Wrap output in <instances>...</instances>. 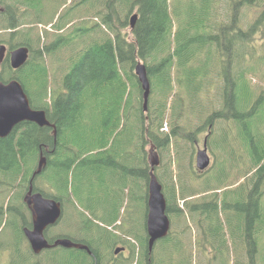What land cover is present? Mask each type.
<instances>
[{
    "label": "trees",
    "instance_id": "trees-1",
    "mask_svg": "<svg viewBox=\"0 0 264 264\" xmlns=\"http://www.w3.org/2000/svg\"><path fill=\"white\" fill-rule=\"evenodd\" d=\"M68 1L0 0L4 8L0 11V31H9L8 36L0 38V44L8 46V54L0 63V80L19 79L32 107L46 110L57 133L55 136L54 127L28 121L17 125L10 135L0 137V251L10 252L8 264H62L67 256L63 250L70 249L58 246L36 255L26 243L24 227H32V218L24 195L41 151L47 156V165L36 176L34 189L61 201L64 209L74 205L73 213L82 223L80 236L46 232L48 239L53 242L56 237H68L87 244L99 263L113 259L101 248L111 251L120 243L133 249L138 243L145 251L142 256L152 259L145 264H157L148 248L146 223L144 231L135 223L125 230V224L117 225L123 200L120 197L112 202L116 195L113 183L124 179L125 184L133 185V196L146 201L147 220L152 168L149 153L143 149L146 145L154 144L164 155L174 150V158L163 163L164 168L161 162L154 170L163 184L172 221H182L186 215L177 202L183 198L196 225L201 227L205 222L200 228L203 235L210 236L207 218L212 211L219 212V202L223 209L236 207L225 203L222 196L243 183L226 182L216 190L200 191L194 185L188 187L186 178L174 167L178 163L180 171L184 170L187 156H192L193 146L198 143V133L206 126L225 129L215 139L213 129L209 130L208 146L230 152L225 163L237 171L244 169L237 177L249 178L246 182L253 184L248 192L249 204L255 200L260 203L264 184V86L255 93L253 77H261L264 63V54H259L254 42L259 32L264 36V0H226L230 14L223 22L216 11L217 0ZM89 7H97L93 23L84 19L68 28L75 12H87ZM252 7L258 8L259 14L248 28H242L244 12ZM134 9L138 14L136 25L127 32ZM23 24L28 25L25 35L18 38L23 30L16 29ZM42 24H51V28H41ZM97 26L109 32L104 39L96 36ZM20 45L28 46L30 55L25 65L14 69L10 51ZM261 46L264 48V37ZM61 54L66 58H60ZM49 57L62 74V81L53 87ZM139 60L146 64L152 85L147 111L135 74ZM220 79L221 105L216 108L211 95ZM204 115L206 120L193 129L192 117L201 119ZM165 122L169 131L163 130ZM127 148L137 152H128ZM220 170L218 181L222 184L229 171L223 166ZM41 179H45L46 187L40 185ZM207 195L212 196L210 200ZM200 198L204 202L200 203ZM75 200L87 202L91 216L79 209ZM96 205L101 208L100 214ZM256 217L248 214L245 230L239 233L237 247L249 255V261L243 264H259L253 229ZM112 225L121 228L124 237L114 233L109 228ZM95 226L103 229L100 237L110 242L100 252L96 248L100 247V239L88 238V232L96 231ZM237 231L241 232L240 226ZM79 257L90 264L88 254ZM118 262L127 261L122 257Z\"/></svg>",
    "mask_w": 264,
    "mask_h": 264
},
{
    "label": "rangeland",
    "instance_id": "rangeland-1",
    "mask_svg": "<svg viewBox=\"0 0 264 264\" xmlns=\"http://www.w3.org/2000/svg\"><path fill=\"white\" fill-rule=\"evenodd\" d=\"M80 0H69L68 4L70 3H77ZM200 5V3H199ZM66 5H63L62 8H65ZM87 12H75V18L73 22H71L68 25V28L72 26L73 23H78L81 20L89 19L90 23H93L94 15L96 13L97 7H89L86 9ZM217 13L220 16V21H227L229 18V6L226 0H217ZM137 12V9H134L130 15H129V22L131 20V17L134 15V13ZM245 16L243 17L240 25L242 28H248L252 22L255 21L258 13V8H246ZM97 19V17L95 18ZM28 25L23 24L16 30H23L22 33L18 35V38H22L25 35V29ZM41 28H51V24H42L40 25ZM97 32L96 36L98 38H105L109 32L103 27L100 28L97 26ZM131 25L127 27V32H130ZM8 32L0 31V38L1 36H8ZM263 35L261 32H259L256 36V39L254 40L255 43H257V49L259 54H264V48L261 46V42L263 40ZM67 55L61 54L59 57L62 59H65ZM58 56L55 57L57 59ZM49 65L52 67L51 69V86L58 85L62 81V74L58 73L57 71V64L54 62L53 57H49ZM255 63V62H254ZM254 63H252L254 65ZM257 64L255 63V66ZM261 77H253V89L255 93H259L262 89V86H264V63L261 64ZM64 71V69H63ZM259 75V74H258ZM260 76V75H259ZM223 83L222 79L218 81L216 80V90L212 93L211 98L213 96L212 105L213 107H220L221 105V96H220V88L221 84ZM152 93V91H151ZM151 97V95H150ZM150 97H149V103L150 104ZM210 98V99H211ZM206 120V115L204 117L196 118L195 116L192 117V123H193V129H196L200 124H202ZM213 129V138L219 137V134H223L225 132V129H218L216 126H206L203 131L198 133V143H196L193 146V154L190 157L187 156L186 163L184 164V170L180 171V167L178 163L174 165L176 168V172L179 174L182 173L183 177L186 178L188 187L190 185H194L198 190L204 191L206 189H217L218 187H223V185L226 182L229 183H239L242 184L239 188L229 191V193H226L222 196L223 200H226L225 203H230L232 205H235L236 207H232L231 209L224 208L221 204V201L219 202V212L218 209L212 211V214L210 217L207 218L209 220V227L211 234L210 236L203 235V231L200 230V228L205 224L201 225L199 227L196 225V220L190 215L189 208L186 206V201L182 203L181 200L183 198H179L177 202L179 203L180 207L184 209V213L186 212V215L184 216L183 220H175L172 221L171 224V234H169L166 238H163L159 240L155 248L152 252L151 257L153 258L154 262L157 264H243L246 261H249V255L247 254V251L243 249L242 251H239L237 244L239 245L240 240V234H242L245 230V224H246V216L248 214H251L252 216H257L255 219V225L254 228L256 231V240L258 243V254L257 259L259 264H264V184L261 185L263 194L260 197V203H257L256 200L253 204H249V190L252 188L253 184L252 182H246L249 180V178H243L237 177V173H243L244 169H239L238 171L233 169L230 165L225 163V159L229 157L230 152L220 149H215L211 146L209 152L211 153V157L213 158V162L211 167L207 170V172L204 175L199 176V172L196 171V154L199 147L203 148L204 139L206 135L209 133V130ZM163 130L169 131L168 122H165ZM237 134V132H236ZM214 138V139H215ZM231 138V136H229ZM198 144V145H197ZM152 144L146 145L143 149L146 152V154L149 153V150L151 148ZM154 145V144H153ZM128 152H137V150H131L130 148L126 149ZM160 158L163 166V163L166 164L167 161H169L170 157L175 156L174 150H172L171 153L167 154H161L160 151L155 149ZM243 153H240L239 155H242ZM228 156V157H227ZM182 163V162H181ZM183 164V163H182ZM223 166L226 167V170L229 171V175L224 178V182L222 184L218 181V174L220 173V168ZM164 168V166H163ZM163 169H161L160 172H162ZM184 173L186 177L184 176ZM178 178V176H177ZM124 179H121L120 181H117L113 183L112 188L115 190L116 195L113 198L112 202L117 199L122 198L123 202L120 206V215H121V221L117 223V225H124V229L128 230L130 228H133L132 226H135L133 223H135L140 230L144 231L145 223H146V201L144 199H140V197H134V190L133 185L131 184H125ZM40 185L43 187H46L45 179H41L39 181ZM247 184H250V186H247ZM252 185V186H251ZM141 192V191H140ZM220 192V191H218ZM24 194V193H23ZM222 194V193H221ZM103 196V195H100ZM144 196V195H143ZM209 198L207 200H210L212 196L207 195ZM191 198V197H190ZM256 198V196H254ZM192 199V198H191ZM105 201V200H104ZM101 201V202H104ZM77 203L79 209L84 211L85 214L90 213L89 204L85 201H82L80 203L78 200H75ZM200 203L204 202L202 198H200ZM241 204V208L237 207V204ZM260 205V207H259ZM69 206V207H68ZM98 208V214L99 210H101L99 205H96ZM68 208L64 209L63 205V214L61 219L54 225L50 226L47 230V233H50L52 235L63 233H76L79 236L81 233H79L80 229L79 226L82 225L80 223L79 218L76 217L73 213V210L76 211V207L73 205H67ZM226 211V212H225ZM78 213V212H77ZM219 213L221 214V217L219 216ZM258 214H261V217H259ZM220 217V219H219ZM101 226L103 225L102 221H98ZM237 226L241 227V232L237 231ZM184 227L186 228V231L184 230ZM111 230L117 232L118 235H121L124 237V234L122 233L123 230L121 228H116L115 226H109ZM79 229V230H78ZM96 231L88 232V238L93 239H100L99 241L105 242V245L109 242L105 239L104 236L100 237L101 233L103 232V229L99 228L98 226H95L94 228ZM135 230V229H134ZM138 230V228H137ZM78 231V232H77ZM183 231V232H182ZM207 231V232H208ZM237 231V233H236ZM240 233V234H239ZM173 236V237H172ZM135 239V238H134ZM133 240V239H132ZM98 241V242H99ZM97 242V243H98ZM110 244V242L108 243ZM245 244V243H244ZM123 244H117L111 249H115L117 246H122ZM60 249V248H58ZM103 252L107 251V256H114L111 253L110 250L103 248ZM9 254L10 252H4L0 251V257H1V264H8L9 263ZM142 254H145L144 248L140 246L138 247V243H136V247L133 248V253L130 255L128 259H125L124 261H127L125 264H145V258L142 256ZM119 258L115 261L117 264L118 261H122V256H124L123 253L119 254ZM146 256V255H145ZM143 259V263L141 260ZM121 263V262H120Z\"/></svg>",
    "mask_w": 264,
    "mask_h": 264
},
{
    "label": "water",
    "instance_id": "water-1",
    "mask_svg": "<svg viewBox=\"0 0 264 264\" xmlns=\"http://www.w3.org/2000/svg\"><path fill=\"white\" fill-rule=\"evenodd\" d=\"M3 10L4 8L0 6V11ZM137 18V13L131 17L130 24L132 28L135 27ZM7 54V44H0V63L4 62ZM29 54V47L25 45L12 49L10 51L11 66L14 69H19L27 63ZM135 74L143 89L144 110L147 111L152 85L147 66L142 60H139L135 65ZM28 121L35 122L40 126L54 127V135H57L55 125L48 119L46 110L32 107L30 98L19 79L13 78L8 82L0 80V137L10 135L17 125ZM155 149V146L152 145L150 155L148 156L149 165L152 167L146 224L150 252H153L156 242L167 237L171 230V219L166 214L167 201L163 193V184L154 173L155 168L161 163V158ZM46 165L47 156L41 151L38 167L34 171L29 189L24 195V202L29 208L32 218V227H24L26 239L30 242L35 254L58 246L87 249L91 253L87 244L75 242L68 237H58L53 242H50L48 239L46 232L50 226L56 224L61 219L63 205L61 201L47 197L41 191L34 189L33 182L36 176L42 173ZM211 165L212 157L209 152L208 136H206L203 148L199 147L197 150L196 167L200 171H206ZM124 250L125 247L117 246L114 254H119Z\"/></svg>",
    "mask_w": 264,
    "mask_h": 264
},
{
    "label": "flooded vegetation",
    "instance_id": "flooded-vegetation-1",
    "mask_svg": "<svg viewBox=\"0 0 264 264\" xmlns=\"http://www.w3.org/2000/svg\"><path fill=\"white\" fill-rule=\"evenodd\" d=\"M211 154V153H210ZM212 156V155H211ZM212 162H213V158H212ZM197 169V168H196ZM196 171H198L199 173H202V172H204V171H200V170H196ZM147 230V229H146ZM27 244H29V247H30V249H31V251H32V253H34V251L32 250V248H31V245H30V242L27 240V242H26ZM99 244V248H101V247H103V245L105 244L104 242H101V241H99L98 242ZM123 247H125V250L124 251H122L123 252V254H124V256H122V257H124L125 259H128L129 257H130V255H132V253H133V249L131 248V246L130 245H128V244H126V245H122ZM54 248H56V247H54ZM54 248H51V249H45V250H43V251H41L40 252V254L42 253V252H46V251H49V250H53ZM89 248H90V250H91V253L87 250V249H80V248H70V249H64L63 250V252L67 255L64 259H63V261H62V264H84V261H82V258L81 257H79V255H83V254H88L89 256H90V258H91V261H90V264H115V261H116V259H118L119 258V254H121L122 252H120L119 254H115L114 255V257H112L113 259V261H114V263H113V261L111 260V259H109L108 258V261H107V263H103V262H101V263H99V260H97V257L96 256H94V254H93V252H92V248L89 246ZM99 248H98V246H97V249L99 250ZM102 249L103 248H101V251H102ZM99 252H100V250H99ZM113 252H114V250H113ZM35 254V253H34ZM92 256H94V257H92ZM66 258H68V260L66 259ZM34 259V258H33ZM36 259H38V257L36 258ZM104 259H102V261H103ZM152 259L151 258H148L147 256H146V258H145V262L147 263L148 261H151ZM34 264H38V262H34Z\"/></svg>",
    "mask_w": 264,
    "mask_h": 264
},
{
    "label": "bare ground",
    "instance_id": "bare-ground-1",
    "mask_svg": "<svg viewBox=\"0 0 264 264\" xmlns=\"http://www.w3.org/2000/svg\"><path fill=\"white\" fill-rule=\"evenodd\" d=\"M30 50V49H29ZM30 55V54H29ZM29 59V58H28ZM143 101H144V99H143ZM143 105H144V102H143ZM40 126V125H39ZM113 135V134H112ZM118 139V138H117ZM153 145V144H152ZM152 145H151V148H152ZM150 148V149H151ZM156 151V150H155ZM157 152V151H156ZM149 155H150V150H149ZM148 155V156H149ZM152 168V167H151ZM151 171H152V169H151ZM151 171H150V175H151ZM156 175V174H155ZM151 177V176H150ZM150 182V181H149ZM148 192H149V183H148ZM182 203H183V201H182ZM147 205H148V200H147ZM148 208H149V205H148ZM166 214H167V208H166ZM168 215V214H167ZM147 218H148V214H147ZM146 224H147V220H146ZM147 227V226H146ZM57 238V237H56ZM166 238V237H165ZM161 240V239H160ZM74 241V240H73ZM75 242H77V241H75ZM82 243V242H81ZM97 248V247H96ZM99 248V247H98ZM51 249V248H50ZM77 249V248H76ZM100 249V248H99ZM123 253V252H122ZM40 254V253H39ZM37 255V254H36Z\"/></svg>",
    "mask_w": 264,
    "mask_h": 264
}]
</instances>
